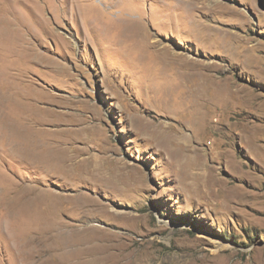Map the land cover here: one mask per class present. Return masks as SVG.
<instances>
[{"label":"rangeland","instance_id":"1","mask_svg":"<svg viewBox=\"0 0 264 264\" xmlns=\"http://www.w3.org/2000/svg\"><path fill=\"white\" fill-rule=\"evenodd\" d=\"M0 85V264H264V0H0Z\"/></svg>","mask_w":264,"mask_h":264},{"label":"bare ground","instance_id":"2","mask_svg":"<svg viewBox=\"0 0 264 264\" xmlns=\"http://www.w3.org/2000/svg\"><path fill=\"white\" fill-rule=\"evenodd\" d=\"M206 1H208V0H206ZM215 2L217 3V1H215ZM177 3H179V2H177ZM183 3H185V2H183ZM213 3H214V1H213ZM180 4H181V3H179V5H180ZM181 5H184V4H181ZM181 5H180V6H181ZM180 6H178V7H180ZM185 7H186V6H185ZM186 10H187V9H186ZM156 43H157V42H156ZM164 49H165V47H164ZM171 53H172V52H171ZM159 54H160V53H159ZM170 57H171V56H170ZM172 58H173V57H172ZM176 58H177V57H176ZM167 59H168V58H166V60H167ZM169 59H170V58H169ZM169 59H168V60H169ZM10 60H11V59H10ZM160 60H161V59H160ZM173 62H174V61H173ZM194 64H195V63H194ZM11 65H12V64H11ZM167 65H168V64H167ZM9 66H10V65H9ZM180 67H181V66H180ZM9 68H10V67H9ZM9 71H10V70H9ZM10 72H11V71H10ZM10 72H8V73H10ZM183 72H184V71H183ZM11 75L13 76V75H15V74H14L13 72H11V73L8 74L7 76L10 77ZM7 76H5V77H7ZM188 76H190V75H188ZM196 77H197V76H196ZM14 79H15V78H14ZM6 81H7V80H6ZM2 82H3V81H2ZM13 82H14V80H13ZM190 82H191V81H190ZM206 82H207V81H206ZM10 84H11V83H10ZM10 84H7V83H6V85H10ZM198 84H199V83H198ZM0 86H1V85H0ZM2 86H3V85H2ZM4 86H5V85H4ZM14 86H15V85H14ZM11 87H12V86L10 85L8 88L11 89ZM6 88H7V86H6ZM14 88H15V87H14ZM4 89H5V88H4ZM11 90H12V89H11ZM1 91H2V89H1ZM12 91H13V90H12ZM195 91H196V90H195ZM193 92H194V91H193ZM2 93H5V92L2 91ZM12 94H13V93H12ZM201 94H202V93H201ZM16 95H17V94H16ZM198 95H199V94H198ZM4 96H5V94H4ZM198 98H199V97H198ZM10 99H13V98H10ZM195 101H196V100H195ZM193 102H194V101H193ZM201 103H202V101H201ZM199 104H200V103H199ZM195 105H196V103H195ZM196 106H197V105H196ZM192 107L194 108V106H192ZM196 108H197V107H196ZM197 109H199V107H198ZM203 109H204V108H203ZM191 110H192V109H191ZM193 110H194V109H193ZM195 112H196V110H195ZM201 112H202V111H201ZM191 113H193V112H191ZM199 113H200V112H199ZM196 114H197V113H196ZM191 115H192V114H191ZM194 115H195V114H194ZM195 116H196V115H195ZM200 116H201V115H200ZM202 116H203V114H202ZM192 117H193V116H192ZM192 117H191V118H192ZM193 118H194V117H193ZM196 119H197V117H196ZM25 120H26V119H25ZM140 121H142V120H140ZM199 121H200V120H199ZM199 121H198V122H199ZM205 121H206V120H205ZM192 123H194V122H192ZM195 124H196V123H195ZM149 125H150V124H149ZM192 125H193V124H192ZM196 126H197V124H196ZM192 127H194V126H192ZM194 128H195V127H194ZM149 129H150V128H149ZM156 129H157V128H156ZM156 129H155V132H156ZM152 130H153V128H152ZM157 131H158V130H157ZM164 131H166V130H164ZM150 132H151V131H150ZM155 132H154V133H155ZM162 132H163V131H162ZM154 133H153V134H154ZM158 133H159V132H158ZM158 133H157V134H158ZM163 133L165 134V133H167V131H166V132H163ZM163 133H162V134H163ZM180 134H181V133H180ZM171 135H172V132H171ZM182 135H183V134H182ZM154 136H156V135H154ZM158 136H160L159 139L162 138V137H161L162 135H158ZM158 136H157V137H158ZM168 136H169V135H166L165 140H166V139H170V138H169L170 136H169V137H168ZM181 137H182V136H181ZM163 138H164V137H163ZM171 138H172V137H171ZM192 138H193V137H192ZM159 139H157V140H159ZM169 143H170V141H169ZM191 150H192V149H191ZM195 151H197V150H195ZM195 151H194V152H195ZM198 152H199V150H198ZM57 153H58V152H57ZM192 153H193V152H192ZM56 156H57V155H56ZM56 156H55V157H56ZM73 156H74V155H73ZM65 159H66V158H65ZM56 160H57V159H56ZM59 160L61 161V159H59ZM68 160H69V159H68ZM68 160H67V161H68ZM70 160H72V159H70ZM75 160H76V159H75ZM62 161H63V160H62ZM72 162H73V161H72ZM79 162H80V161H79ZM196 162H197V161H196ZM63 163H64V162H63ZM83 164H84V163H83ZM83 164H82V165H83ZM86 164H87V163H86ZM65 165H66V164H65ZM70 165H71V164H70ZM72 165H73V164H72ZM196 165H197V164H196ZM198 166H199V165H198ZM194 167H195V166H194ZM75 168H76V167H75ZM196 176H197V175H196ZM206 176H207V175H206ZM199 177H200V176H199ZM0 179H1V177H0ZM208 179H209V178H208ZM206 183H207V182H206ZM9 190H10V189H9ZM14 190H15V189H14ZM11 192H12V191H11ZM2 196H3V194H2ZM9 196H10V195H9ZM20 196H22V195H20ZM0 197H1V196H0ZM30 197H31V196H30ZM20 198H21V197H20ZM26 198H27V197H26ZM1 200H2V199H1ZM11 200H12V199H11ZM19 200H20V199H19ZM4 206H5V203H4ZM101 211H102V210H101ZM26 233H27V232H26ZM42 235H43V234H42ZM29 236H30V235H29ZM46 236H47V235H46ZM24 238H25V237H24ZM26 238H28L27 234H26ZM26 238H25V239H26ZM25 244H26V243H25ZM25 244H24V245H25ZM28 244H29V243H28ZM72 248H73V247H72ZM39 251H40V250H39ZM28 254H29V253H28ZM29 256H30V255H29ZM86 256H87V255H86ZM24 257H25V256H24ZM28 258H29V257H28ZM84 258H85V257H84ZM85 259H86V258H85ZM87 259H88V257H87ZM88 260H89V259H88ZM78 261H79V260H78ZM75 262L77 263V261H75ZM86 262H87V261H86ZM79 264H80V263H79Z\"/></svg>","mask_w":264,"mask_h":264}]
</instances>
